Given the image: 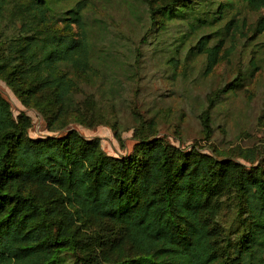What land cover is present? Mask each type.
<instances>
[{
	"label": "trees",
	"instance_id": "trees-1",
	"mask_svg": "<svg viewBox=\"0 0 264 264\" xmlns=\"http://www.w3.org/2000/svg\"><path fill=\"white\" fill-rule=\"evenodd\" d=\"M57 2L0 0V23L8 11L22 22L17 34L0 31V78L25 105L44 99L60 117L74 103L76 74L116 79L141 66L142 45L154 40L153 56L173 75L188 77L200 60L199 76L209 75L246 26L235 4L264 8V0H164L151 4L140 46L128 47L87 0ZM57 22L76 30L56 31ZM263 32L264 14L254 29ZM31 125L0 92V264H264V154L246 150V164L140 136L130 154L114 156L99 137L71 129L33 138ZM92 224L99 234L89 236Z\"/></svg>",
	"mask_w": 264,
	"mask_h": 264
},
{
	"label": "rangeland",
	"instance_id": "rangeland-1",
	"mask_svg": "<svg viewBox=\"0 0 264 264\" xmlns=\"http://www.w3.org/2000/svg\"><path fill=\"white\" fill-rule=\"evenodd\" d=\"M77 1L58 0L56 6L67 8ZM163 2L87 0L86 10L105 17L110 30L126 38L127 46L132 47L140 46L138 39L149 23L147 13L151 4ZM231 11L237 18L244 17L246 26L225 45L232 48L231 54L223 57L207 76H199L202 60L194 64L188 77L173 75L161 58L153 56L154 40L152 44L142 45L141 66L135 69L127 65L132 66L130 70L118 71L116 79L92 72L76 74L74 103L66 116H56V106L48 105L44 99L41 103L25 105L2 78L0 92L10 102L15 115L21 111L29 115L32 125L28 132L33 138L63 135L76 129L86 138L99 137L102 148L114 156L130 154L140 136L161 138L181 149L195 148L249 164L243 156L246 150L255 149L257 159L264 154V48L261 46L264 32L254 33L264 8L252 10L238 2ZM21 26V20L10 16L8 11L0 23V31L10 36L17 34ZM52 27L59 32L76 30V26L72 29L64 22ZM253 63L257 64L256 68ZM236 82L242 85L237 87ZM112 83L113 88H118L115 93L110 92ZM226 83L230 85L222 93V101L209 109L208 99ZM206 111L209 122L203 119ZM226 220H221L223 225ZM86 230L89 236L99 234L95 224Z\"/></svg>",
	"mask_w": 264,
	"mask_h": 264
}]
</instances>
